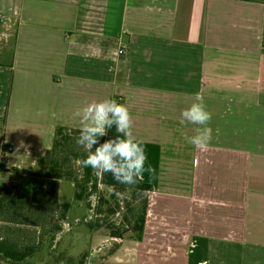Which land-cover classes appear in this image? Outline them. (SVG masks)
Instances as JSON below:
<instances>
[{
  "label": "crops",
  "instance_id": "0c3cea01",
  "mask_svg": "<svg viewBox=\"0 0 264 264\" xmlns=\"http://www.w3.org/2000/svg\"><path fill=\"white\" fill-rule=\"evenodd\" d=\"M0 18L17 22L0 65L12 166L80 130L77 109L119 100L155 173L143 239L121 240L118 264H264V0H0ZM197 92L206 152L179 122Z\"/></svg>",
  "mask_w": 264,
  "mask_h": 264
},
{
  "label": "trees",
  "instance_id": "16d2710c",
  "mask_svg": "<svg viewBox=\"0 0 264 264\" xmlns=\"http://www.w3.org/2000/svg\"><path fill=\"white\" fill-rule=\"evenodd\" d=\"M120 103L119 100H116ZM6 125V119L0 118V132L3 133ZM72 135H79V130H70L66 128H58L56 130L54 145L51 150L47 151L44 156L38 159L37 165L43 173H35L27 169H19L13 167L7 173L12 174L9 182L0 183V223L24 225L41 228L44 231V215L47 209L61 210V219H67V215L71 209V204L59 203L60 181L63 179L72 181L75 188L74 201L85 202L87 209L92 210L91 198L98 194L101 185L108 188H115L121 192H125L127 186L117 183L110 174L103 177H97L93 174L91 168H81V174L76 173L68 165L71 161L86 158L87 153L75 150L72 143ZM116 135L115 129L109 132V136ZM103 139H108L104 137ZM2 150L7 152L8 145H3ZM5 165H0L1 172H4ZM39 179L40 184H34L33 180ZM153 191L150 184L141 181L137 186L129 189L130 198L133 201L142 200L141 210H132L133 221L125 216L124 220L131 226L125 230L124 226L110 225V236L114 239H130L142 241L143 233L146 225L148 211V195ZM116 196L111 194V199ZM104 200L99 199L97 212H103L102 206ZM119 206V205H116ZM127 206L130 207L128 203ZM129 209V208H128ZM110 214H115L116 209L110 208ZM90 229L94 226L93 222L86 224ZM1 231V230H0ZM62 232L60 226H55L52 235L49 237L48 243L52 248L57 240L58 234ZM131 234L130 237L127 235ZM47 237L45 232H40L38 236L29 243H21L10 235H4L0 232V262L5 264H24L28 260L34 258L43 248ZM89 257L88 253H84L77 264H85ZM69 264H75L73 259L68 260Z\"/></svg>",
  "mask_w": 264,
  "mask_h": 264
},
{
  "label": "rangeland",
  "instance_id": "374dc122",
  "mask_svg": "<svg viewBox=\"0 0 264 264\" xmlns=\"http://www.w3.org/2000/svg\"><path fill=\"white\" fill-rule=\"evenodd\" d=\"M17 22L0 18V65L11 62L15 40H16ZM72 135V143L75 150L85 152L83 148L76 144V137ZM2 133L0 132V165H5V171L0 170V183L9 182L12 174L7 173L15 161L8 156L11 152L2 150L3 147ZM35 164L22 165L19 169L31 170L35 173H43ZM76 173V176L81 174V167L75 161H71L68 165ZM41 180H33L34 184H40ZM110 188L103 185L100 186L98 194L91 198L92 210H88L85 202H75V188L72 181L63 179L60 181L59 203L71 204V209L66 220L61 219V210L56 208L47 209L44 215V231L41 228L24 225H13L0 223V232L4 235H10L15 240L21 243H29L34 240L40 232H45L47 237L46 243L42 250L32 259L24 264H69L68 260L73 259L75 264L84 253H88L89 257L85 264H118L122 261L119 250L121 246L120 239H114L110 236V225L115 224L117 227L124 226L125 230L131 228L128 222L124 220L127 216L133 221L132 210H141L142 200L133 201L130 198V193L126 192L123 200H118L116 197L111 199ZM104 200L102 206L103 212L98 214L97 207L99 199ZM130 204V207L127 204ZM119 205V206H116ZM115 208L116 213L110 214L109 209ZM129 208V209H128ZM93 222L94 225H101L90 229L86 224ZM60 226L62 232L58 234L57 240L52 248H50L48 240L52 235L55 226ZM131 234L127 235L130 237ZM124 240H128L124 239ZM0 264H5L0 262Z\"/></svg>",
  "mask_w": 264,
  "mask_h": 264
},
{
  "label": "clouds",
  "instance_id": "9594fccd",
  "mask_svg": "<svg viewBox=\"0 0 264 264\" xmlns=\"http://www.w3.org/2000/svg\"><path fill=\"white\" fill-rule=\"evenodd\" d=\"M212 115L199 92L195 94L194 102L180 113V124L197 126L193 135L184 134V140L200 152L208 151L213 138ZM72 116L79 118L81 126L76 144L87 153L86 158L75 163L82 169L91 168L97 177L110 174L117 183L127 186L125 192L110 188L118 200H123L126 192L137 186L146 173H155L147 163L144 141L134 135V121L125 104L115 99L91 101L74 111ZM112 129L116 135L109 136ZM104 137L108 139L101 142Z\"/></svg>",
  "mask_w": 264,
  "mask_h": 264
},
{
  "label": "built area",
  "instance_id": "2783aa9c",
  "mask_svg": "<svg viewBox=\"0 0 264 264\" xmlns=\"http://www.w3.org/2000/svg\"><path fill=\"white\" fill-rule=\"evenodd\" d=\"M120 54H124V51H123V50H121V51H120Z\"/></svg>",
  "mask_w": 264,
  "mask_h": 264
}]
</instances>
